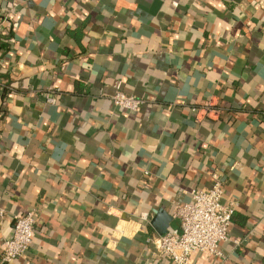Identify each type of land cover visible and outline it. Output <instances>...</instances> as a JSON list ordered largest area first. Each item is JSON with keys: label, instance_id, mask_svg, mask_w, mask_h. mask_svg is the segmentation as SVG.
Instances as JSON below:
<instances>
[{"label": "crops", "instance_id": "obj_1", "mask_svg": "<svg viewBox=\"0 0 264 264\" xmlns=\"http://www.w3.org/2000/svg\"><path fill=\"white\" fill-rule=\"evenodd\" d=\"M0 25V264H175L148 237L215 175L228 239L189 264H264V0H0Z\"/></svg>", "mask_w": 264, "mask_h": 264}, {"label": "built area", "instance_id": "obj_2", "mask_svg": "<svg viewBox=\"0 0 264 264\" xmlns=\"http://www.w3.org/2000/svg\"><path fill=\"white\" fill-rule=\"evenodd\" d=\"M47 100L55 102L52 96H47ZM113 101L117 106L134 111L143 102L141 98L122 92L116 93ZM190 194V201L178 206L175 212L180 218V230L148 237L155 249L175 264H189L191 255L196 252L212 258L221 256V242L228 239L233 221L234 204L222 202L224 185L217 175L210 188H193ZM35 216L34 210L15 216L13 231L3 242V263L16 260L29 251L34 238Z\"/></svg>", "mask_w": 264, "mask_h": 264}, {"label": "water", "instance_id": "obj_3", "mask_svg": "<svg viewBox=\"0 0 264 264\" xmlns=\"http://www.w3.org/2000/svg\"><path fill=\"white\" fill-rule=\"evenodd\" d=\"M167 227H168V226H166V224H165L164 226H162V227H157V228H158L159 232H160L161 234H163V233L169 231V230L167 229Z\"/></svg>", "mask_w": 264, "mask_h": 264}]
</instances>
